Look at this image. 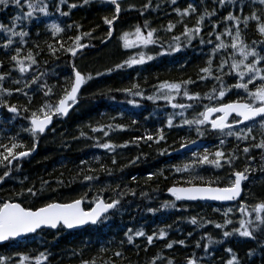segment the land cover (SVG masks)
Returning <instances> with one entry per match:
<instances>
[{
  "label": "snow or ice",
  "instance_id": "6c2138e0",
  "mask_svg": "<svg viewBox=\"0 0 264 264\" xmlns=\"http://www.w3.org/2000/svg\"><path fill=\"white\" fill-rule=\"evenodd\" d=\"M93 2L101 4H109L114 6V14L109 18H103L104 25H107L105 38L101 43L106 44L113 38L115 31V24L120 18L123 11L137 10L141 16L149 10L158 11L161 7L157 2L153 6V0H146L142 9H136L135 5L127 4V0H82V3L74 2V0H0V11L12 7L16 9V14L12 17L10 24L5 25L0 22V33L7 38L6 43L0 44V48L4 50L7 58L13 63L7 71L0 73V109H6L7 113L12 115L7 118L6 123L12 124L16 120H27L28 125L22 127L21 131L27 133L31 138L32 145H28L20 137V133L9 135L5 138H0V168L4 169L0 173V184L6 182L7 179L14 178L13 173L21 171L22 161L24 158L30 157L39 145L40 139L49 131H55L50 127L53 124V118H66L70 111L76 104L79 103V94L81 88L93 76L82 73L75 64V58L78 52L83 49L94 47L91 40L96 37L93 36L92 31L80 32L82 25L78 23L67 24L66 27H61L57 23H52L48 26L53 38L65 33L66 29L73 28L80 34L74 38L69 36L68 39L73 43L65 47V44L58 40L59 47L47 43L48 53L55 59L59 60L60 55H68V67L71 68V73L66 76L65 86L63 87V94L55 103L51 98L55 95L54 89L56 84H50L49 78L56 75L55 72L39 70V61L37 56L44 52L39 44L35 45L37 52L29 49L26 55L21 58L22 47L28 41L29 32L25 30L27 25H30L33 20L39 21L36 13H41L44 16H50V5L55 8V12L59 13L61 17H70L73 9L90 5ZM169 6H175L172 11L178 19L173 22L170 20L166 26L160 28L151 27V22L148 19L144 20L143 25H135L134 32H123L119 37L122 41V47L125 50L139 48L148 49L149 46H154L159 49L155 53L139 51L135 55H129L128 58L121 63L115 65V68L108 69L110 74L116 70L125 68H134L135 66H143L150 61L159 57L171 56L175 53H180L183 50L191 47L193 41H198V44L203 48L211 46L209 50L204 53L207 57L206 66L199 69L197 78L194 80L189 77L180 82L163 81L157 85H153L154 91L152 94L146 95L144 91L140 90L139 84H133L132 87L126 89H118L127 96L140 97L141 100H148L156 103L157 101H164L166 105L173 110L180 109L179 113H173L168 116L163 127L156 129L155 133L146 132L144 136L133 137L132 140L124 141L123 143H116L109 137L113 132L127 131L128 125L119 123H107L103 125L91 126V133H102L103 136L98 138L90 136L85 131L81 130L78 137L75 139L84 138L93 141L92 146L104 150L112 156L111 163L117 164L116 156L121 153L117 149H126L130 146L139 147L140 141L153 142L160 145L163 141L167 144L165 129L187 127L196 133L198 139H191L189 136L179 137L180 147L173 149L174 151H181L196 145L199 139H204L208 134H213L214 138L218 140L214 150L208 148L203 151L194 150L191 153V159L181 165H175L174 171L176 173H188V177L184 183L188 186L177 187L173 186L168 189L170 195L174 197L173 202H164L163 208L176 209L175 201H218V202H233L234 207H227L225 209L215 208L213 211L221 212L223 222H215L212 220H204L200 223V227H206L207 224H214L216 229H220L222 237L213 240L211 236H202L201 239H206L207 243L203 246L205 257L209 255V246L213 244H225L229 239L246 238L256 243L257 248L250 249L246 256L251 259L257 249L264 250V199L259 202L249 205L246 203V198L242 197L244 191L242 182L249 180V176L255 172L260 171L264 173V0H212L214 5H219V8L212 7L209 9L206 5V0H200L201 10L198 14V6L193 3H188L187 7L181 8L178 0H165ZM67 6V11L63 10V6ZM25 7L27 11H24ZM250 9L246 14L245 9ZM228 9L227 14L218 16L219 10ZM190 17H195V23L189 27L186 20ZM213 17H218L213 20ZM207 21V23H206ZM254 22L256 34L260 39H252L251 43L246 42L247 31ZM223 24V28H221ZM178 25L182 26V31L176 33L174 30ZM243 26V27H241ZM17 28L20 30L18 31ZM205 28L208 29L205 32ZM218 29H220L218 31ZM95 31V29L93 30ZM163 31L166 34H171L168 37L165 46L164 38L158 36V32ZM39 35V32L37 33ZM14 37H19L18 46L12 49ZM224 37H228L227 40ZM85 38L87 43L82 42ZM14 52V54H12ZM60 53V55H57ZM215 62V67L213 64ZM47 63V61H45ZM4 67L3 62L0 61V69ZM36 71H32L33 68ZM18 71L20 76H12V72ZM102 74V73H101ZM226 77L232 78L233 83H228ZM71 81L70 87L68 81ZM211 80L213 83L208 91L201 94L200 92H191L190 86L197 85L200 82ZM10 82L16 85L15 88L5 86V82ZM252 86V87H250ZM236 90L238 99L226 101L225 97ZM14 94H20L27 98L25 105L12 104L10 98ZM37 94H42L45 98L43 102L32 109L29 105L33 103V98ZM182 95L183 99L192 103H182L177 101V97ZM208 101V103H203ZM127 103L133 107H141V104L135 99H128ZM189 109H202L195 111L192 118L189 119L185 113ZM123 115V114H121ZM179 115L182 119L179 123H174V117ZM113 121L116 117H112ZM148 119V117H145ZM5 121H0V124ZM138 123L136 119L131 120V124ZM243 126V127H241ZM254 132L259 134L260 139L257 141V136ZM229 138H234L237 142L246 143L247 146L240 148V144L236 143L232 148H227L231 142ZM103 139V142L101 140ZM249 140L252 143H248ZM175 143V142H174ZM151 147V144H149ZM254 149H259V159L252 155ZM245 161L242 171L236 169V162L242 157ZM159 155H171L168 148L158 149ZM139 156L130 161L129 164L124 165L120 170L134 165ZM99 163V158H96ZM256 161V164H253ZM81 166L88 165V161H81ZM205 166L209 168L220 170L227 168L230 170L229 179L227 183L222 182V178L215 173L212 176L206 177L201 174V169ZM97 171L105 172L107 175H112L113 170L107 168L106 165L100 164L99 169L91 166L81 167L77 173L78 177H82L81 182L87 184L88 188L84 195L71 202H48L38 208H29L22 206L21 202L13 200H0V244L12 242L17 238L27 236L29 234L38 233L39 230H72L82 228L84 226H100L106 224L113 216L117 215L122 205V200L126 194L132 196L136 195L134 189H128L127 192L122 191L120 185L117 184L115 188L111 186H101L99 191L89 199L88 193L92 192L93 186L100 180L99 175H95ZM152 173L148 176L151 180L155 176ZM164 175L163 172L160 173ZM234 177V179H233ZM167 179V177H164ZM25 180L27 177L24 178ZM135 181L136 177H132ZM23 183V181H20ZM63 180H58L57 184L64 185ZM48 181H43L42 185H47ZM34 187H29L26 192L35 197L43 194L44 187L34 190ZM55 190V189H53ZM112 191L113 196L105 198L104 192ZM25 190H22L18 195L23 196ZM147 196V193H142ZM88 201L89 207L86 209L83 205ZM149 212L155 214L157 209L149 208ZM236 212H239L240 218L235 220L231 218ZM191 225H197L196 217L190 219ZM237 224V227L229 228L230 225ZM171 228V225H168ZM167 232L160 229L158 234L148 235L143 229H137L133 232L129 228L125 232L126 241H121V245L125 242L128 245H134L137 238L144 237L147 242V247L144 251H148V247L152 246L155 239L165 240ZM191 235V233H189ZM175 244L187 246L183 239L172 240L166 242L164 247L168 250L173 249ZM200 241L196 242V248H200ZM105 251V249H101ZM224 251L228 254V258L224 260V264H244L243 258L233 250L232 247H225ZM264 255V251L261 252ZM18 259L11 256H0V264H45L48 261V254L40 252L35 257H30L26 254H17ZM74 255H81V252H75ZM116 257H122L123 252L116 251ZM205 257H197L195 253L186 259V264H211ZM174 264V260L163 256L161 253H156L148 264ZM50 264V262H49ZM81 264H97L95 258L88 260H81ZM105 264H114L112 261H105Z\"/></svg>",
  "mask_w": 264,
  "mask_h": 264
},
{
  "label": "trees",
  "instance_id": "16d2710c",
  "mask_svg": "<svg viewBox=\"0 0 264 264\" xmlns=\"http://www.w3.org/2000/svg\"><path fill=\"white\" fill-rule=\"evenodd\" d=\"M159 2L161 7L158 11H147L144 16L139 14V11L133 9L130 11H123L120 14V18L117 20V26H126L127 31L134 30L135 25H143L144 20L148 19L151 22V27L160 28L166 26L167 23L172 20L175 22L178 19L172 8L175 6H169L165 0H153V6ZM82 3V2H79ZM146 0H135L132 5L136 6V9H142ZM188 3H193L198 6V14L201 10L200 0H178V4L181 8L187 7ZM206 5L209 9L213 7L219 8V5H214L212 0H206ZM63 10L67 11V6H63ZM16 9L9 7L3 11H0V22L5 25L10 24L12 17L16 14ZM24 11H27L25 7ZM49 11L52 13L48 18L36 13L39 17V21L33 20L30 25H27L25 30L29 32L28 41L22 47L21 58L26 55L27 50L31 49L35 52L38 51L35 45L38 43L40 48L44 49V52L37 56L39 61V70L48 71L49 73L55 72L56 75H52L49 78L50 84H56L54 89L55 95L51 98L52 102H56L63 94V87L65 86V77L71 73V68L68 67L69 56L60 55V59L57 60L51 54L48 53L47 43L53 44L55 47H59L58 40L65 44V47L72 44L73 41L68 37H75L80 34L75 28L67 30L60 36L53 38L48 26L52 23H57L61 27H66L67 24L78 23L82 25L80 32L92 31L95 39L91 40V44L94 47L84 49L80 55L75 58V64L77 68L85 74H91L93 79L88 81L84 86L81 96L79 97V103L74 106L70 114L59 121V128L55 131V134L49 136L46 139L41 138L35 153L34 161L22 162L21 171L16 172L18 175L11 179V189H7L8 192L3 198L12 197L15 201H20L26 207H36L41 205V201L52 196L58 201H68L79 198L84 195L82 192L87 191V184L81 182L82 177H78L77 173L81 167L91 166L99 169L100 164H104L107 168L113 170L112 175H107L105 172L97 171L95 175L100 176V180L92 188V192L88 193L89 199L95 195L101 186H111L115 188L117 184L120 185L122 191L127 192L128 189H134L135 196L126 194L122 200L123 207L121 211L113 216L106 224L94 227H87L79 231H66L59 230L57 232L45 231L36 236L28 238L24 241H13L7 246H3L0 250L1 256H11L14 259H18L17 254H26L30 257H35L38 252H46L48 254V261L45 264H81V260H88L95 258L97 264H105V261H112L114 264H148V262L155 257L156 253H161L163 256L173 259L174 264H186V259L193 253L199 257H205L203 251L204 244L207 243L206 239H201L202 236H211L213 240L220 239L222 233L220 229H216L214 224H207L206 227H200V223L204 220H212L215 222H223V216L221 212L213 211L215 208L225 209L231 206H215L210 204H181L175 201L177 208H163L164 202H173L174 199L165 196V190L172 185H186L184 180L188 177V173H176L174 171L175 165H181L188 162L191 159V153L189 151L182 155H159L158 149L168 148L169 152L173 149L180 147L179 137L189 136L191 139H198L196 133L193 130H189L187 127L183 129L173 128L165 129L167 144L163 141L160 145L153 142L140 141L139 147L130 146L126 149H117L120 155L116 156L117 164L111 163L112 156L106 153L100 148L93 147V141L84 138L75 139L83 130L90 136L102 137V133H91L88 125L97 126L107 123H119L129 126L127 131L113 132L109 137L104 139H110L116 143H123L124 141L132 140L133 137L144 136L146 132L155 133L156 129L163 127L169 115L179 113L180 109L173 110L170 106L166 105L162 101L153 103L148 100H141L140 97H132L125 95L118 89H126L132 87L133 84H139L140 90L144 91L146 95L152 94L154 91L153 85H157L163 81L180 82L186 80L189 77L196 79L201 67L206 66L207 57L204 55L209 48L201 47L198 41H193L191 47L183 50L180 53H175L171 56L159 57L153 61L148 62L143 66H135L134 68H125L122 70H116L108 73V69L115 68V65L121 63L128 58L129 55H133L141 49H128L121 50L119 42V34H114L112 40L104 45L101 44V40L105 38L106 25L103 23V18L114 14V9L106 4H95L88 8L87 6L78 7L73 9L70 17H61L59 13L55 12V8L50 7ZM228 9L219 10L218 16H224L227 14ZM250 9H245L247 14ZM218 17H213L216 20ZM189 27L195 23V17H190L186 20ZM207 23V21H206ZM243 27V26H241ZM223 28V24H221ZM95 29V31H93ZM19 31L20 29L17 28ZM220 29H218L219 31ZM176 33L182 31V26L178 25L174 30ZM208 29L205 28V32ZM39 32V35L37 33ZM171 34H166L163 31L158 32V36L164 38L165 46L167 44L168 37ZM6 37L3 33H0V44L6 43ZM14 43L11 46L15 49L18 46L19 37H14ZM225 40L228 37H224ZM252 39H260L256 34L254 22L251 24L247 31L246 42L251 43ZM47 42V43H45ZM82 42L87 43L88 39L85 38ZM98 47V48H97ZM144 51V49H142ZM159 51L154 46H149L148 52L155 53ZM127 53L125 55L124 53ZM14 54V52L12 53ZM0 61L3 62L4 67L0 69V73L7 71L10 67H13V63L7 58L4 50L0 48ZM47 61V63H45ZM215 67V62L213 64ZM32 71H36L34 67ZM102 73V74H101ZM12 76L19 77L18 71L12 72ZM228 83H233L232 78L226 77ZM71 81H68L70 86ZM212 81L200 82L197 85L190 86L191 92H200L203 94L208 91L212 85ZM6 87L15 88L16 85L10 82H5ZM252 87V86H250ZM236 90L230 92L226 97V101L238 99ZM45 98L42 94H37L33 98L38 105H29L32 109H35L40 105V102ZM128 99H135L141 104V107H133L127 103ZM27 98L14 94L10 98L12 104L25 105ZM178 102L192 103L186 99L177 97ZM208 103V101H203ZM202 109H189L185 116L189 119L192 118L195 111ZM6 114V113H4ZM123 114V115H121ZM112 117H116L113 121ZM148 117V119H145ZM136 119L138 123L131 124V120ZM182 118L179 115L174 117V123H179ZM16 127V128H15ZM243 127V126H241ZM16 129H19L16 130ZM22 127L11 125L4 131V135H0L1 138H5L9 135H15L20 133V137L24 142L31 147V138L21 131ZM257 136V141L260 139L259 134L254 132ZM231 141L227 148H232L236 143L240 144V148L247 146L246 143L237 142L234 138H229ZM203 141V147L196 149L203 151L208 148L214 150L218 140L214 138L213 134H208L206 138L199 139ZM103 142V139L101 140ZM175 142V143H174ZM248 143H252L249 140ZM151 144V147H149ZM260 150L254 149L252 155L259 157ZM241 159L236 162V169L242 171L244 168V159L242 152L239 153ZM139 156V160L134 165L120 169L129 164L130 161ZM96 158H99L97 163ZM81 161H88V165L81 166ZM256 164V161H253ZM2 169V168H1ZM202 175L206 177L212 176L213 173L222 178L223 183H227L229 179L230 170L223 168L220 170L209 168L205 166L200 170ZM164 175L161 176L160 173ZM152 173L156 175L153 179L149 180L148 176ZM27 177L25 180L24 178ZM132 177H136L134 181ZM164 177H167L165 179ZM249 178L250 183L247 184L245 189L246 203L253 205L264 199V173L260 171L253 172ZM58 180H63L64 185L57 184ZM20 181H23L21 183ZM43 181H48L47 185H42ZM34 187V190L44 187L43 194H39L35 197L26 192L29 187ZM55 189V190H53ZM82 189V191H80ZM22 190H25L23 196L18 195ZM147 193V196L142 195ZM105 198L113 196L112 191L103 193ZM51 197V198H52ZM30 198V199H29ZM26 199H29L27 203H24ZM85 206L89 207L88 201H85ZM149 208L157 209L155 214L148 211ZM196 217L198 224L191 225L190 219ZM231 218L238 220L240 218L239 212H236ZM171 225V228L168 227ZM237 224L230 225L229 228L237 227ZM132 228L133 232L137 229H143L146 234L151 235L153 232L158 234L160 229H164L167 232L165 240L155 239L152 246L148 247V251L145 252L144 248L147 247V242L144 237L137 238L136 245H128L126 242L121 245V241H126L125 232ZM191 233V235H189ZM264 239V236L261 237ZM185 241V246L175 244L173 249L168 250L164 247L166 242L172 240ZM200 241L201 247L196 248V242ZM26 243V244H23ZM22 245L24 247L22 248ZM225 247H232L239 257L243 258L244 264H264V255L261 254L264 250L257 249L256 254L248 259L246 253L250 249L257 248V245L252 240L246 238H234L229 239L225 244H213L209 246V255L205 258L208 259L211 264H224V260L228 258V254L224 251ZM105 249V251H101ZM75 252H81V255H74ZM116 251L123 252L122 257H116L114 253ZM34 264V260L32 262ZM157 264H160L157 261Z\"/></svg>",
  "mask_w": 264,
  "mask_h": 264
},
{
  "label": "rangeland",
  "instance_id": "374dc122",
  "mask_svg": "<svg viewBox=\"0 0 264 264\" xmlns=\"http://www.w3.org/2000/svg\"><path fill=\"white\" fill-rule=\"evenodd\" d=\"M74 2H79L78 0H74ZM213 7V6H212ZM114 28H115V31H114V34H119V36H121L122 34H123V32H126L127 31V28L125 27V26H117V24L114 26ZM106 30H107V25H106V29H105V32H106ZM128 32H130L129 30H128ZM131 32H134V30H132ZM120 43V45H121V50L123 49V47H122V41L121 42H119ZM134 50H137V49H139V48H133ZM125 50V49H124ZM125 51H127V50H125ZM122 53H124L125 55H127V53H125V52H122ZM136 54V53H135ZM135 54H133V55H135ZM250 181H251V178H250ZM250 181H249V183H250ZM80 191H82V189L80 190ZM85 192H82L81 194H84ZM49 194H47L46 196L48 197V198H45V200H44V202H47V201H49V200H51V199H49V198H51L52 196H48ZM30 199V198H29ZM29 199H26L25 200V202L24 203H27L28 201H29ZM71 200V199H70Z\"/></svg>",
  "mask_w": 264,
  "mask_h": 264
},
{
  "label": "water",
  "instance_id": "95a60500",
  "mask_svg": "<svg viewBox=\"0 0 264 264\" xmlns=\"http://www.w3.org/2000/svg\"><path fill=\"white\" fill-rule=\"evenodd\" d=\"M200 144H202L201 142H198L196 145H192L191 147H189V148H186V149H183V150H181V151H179V152H177V151H175V153H181V152H183V151H186V150H190L191 148H194V147H197V146H199ZM171 188V187H170ZM167 194L168 195H170V193H169V191L167 190ZM171 196V195H170ZM181 202H197V201H181ZM202 202H212V203H221V204H224V203H230V202H218V201H202ZM85 227V226H84ZM83 228V227H82ZM78 229H80V228H78ZM72 230H76V229H72Z\"/></svg>",
  "mask_w": 264,
  "mask_h": 264
},
{
  "label": "bare ground",
  "instance_id": "6f19581e",
  "mask_svg": "<svg viewBox=\"0 0 264 264\" xmlns=\"http://www.w3.org/2000/svg\"><path fill=\"white\" fill-rule=\"evenodd\" d=\"M126 27V26H125ZM110 42V41H109ZM108 43V42H107ZM102 45H104V43H101ZM91 48V47H90ZM98 48V47H97ZM59 128V127H58Z\"/></svg>",
  "mask_w": 264,
  "mask_h": 264
}]
</instances>
